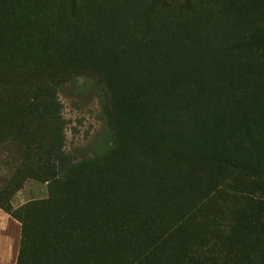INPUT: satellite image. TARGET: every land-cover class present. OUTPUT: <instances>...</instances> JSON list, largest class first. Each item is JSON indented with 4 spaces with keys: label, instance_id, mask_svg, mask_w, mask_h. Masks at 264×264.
Returning a JSON list of instances; mask_svg holds the SVG:
<instances>
[{
    "label": "rangeland",
    "instance_id": "1",
    "mask_svg": "<svg viewBox=\"0 0 264 264\" xmlns=\"http://www.w3.org/2000/svg\"><path fill=\"white\" fill-rule=\"evenodd\" d=\"M0 215L11 264H264V0H0Z\"/></svg>",
    "mask_w": 264,
    "mask_h": 264
},
{
    "label": "trees",
    "instance_id": "2",
    "mask_svg": "<svg viewBox=\"0 0 264 264\" xmlns=\"http://www.w3.org/2000/svg\"><path fill=\"white\" fill-rule=\"evenodd\" d=\"M47 112H49L50 116H53L55 119L56 116H58L59 113V105L55 102V99H51L47 104ZM107 116V113H106ZM60 143L61 138L58 134H53L50 138V146L46 147V153L48 155V165L50 166V169H53L56 172V176L53 177V180L59 179V180H65L67 179L70 174L76 169V167L72 166L64 156V153L62 154L60 150ZM48 149V150H47ZM63 157V159H62ZM219 157L216 155V159ZM220 160H217L219 162ZM222 161V160H221ZM243 170V169H242ZM243 177L247 176V173L250 174V170H243ZM245 175V176H244ZM246 178V177H245ZM23 257H18L17 264H22Z\"/></svg>",
    "mask_w": 264,
    "mask_h": 264
},
{
    "label": "crops",
    "instance_id": "3",
    "mask_svg": "<svg viewBox=\"0 0 264 264\" xmlns=\"http://www.w3.org/2000/svg\"><path fill=\"white\" fill-rule=\"evenodd\" d=\"M0 215V219H1ZM0 227V264H11L13 241L11 238L2 234Z\"/></svg>",
    "mask_w": 264,
    "mask_h": 264
}]
</instances>
